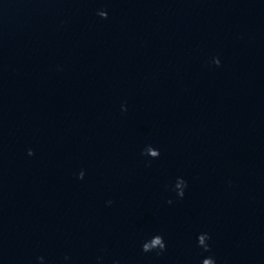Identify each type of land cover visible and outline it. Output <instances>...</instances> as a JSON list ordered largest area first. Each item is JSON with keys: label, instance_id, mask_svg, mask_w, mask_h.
<instances>
[{"label": "water", "instance_id": "95a60500", "mask_svg": "<svg viewBox=\"0 0 264 264\" xmlns=\"http://www.w3.org/2000/svg\"><path fill=\"white\" fill-rule=\"evenodd\" d=\"M182 264H264V165Z\"/></svg>", "mask_w": 264, "mask_h": 264}]
</instances>
